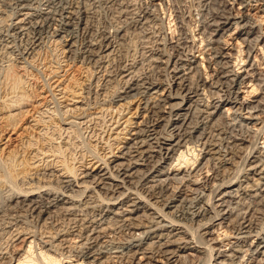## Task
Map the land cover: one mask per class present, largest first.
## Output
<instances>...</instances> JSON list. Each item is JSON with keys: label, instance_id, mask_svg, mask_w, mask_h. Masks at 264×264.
Returning a JSON list of instances; mask_svg holds the SVG:
<instances>
[{"label": "bare ground", "instance_id": "bare-ground-1", "mask_svg": "<svg viewBox=\"0 0 264 264\" xmlns=\"http://www.w3.org/2000/svg\"><path fill=\"white\" fill-rule=\"evenodd\" d=\"M134 1L106 0L110 25L99 31L95 8L81 0H0V125L6 133L19 130L28 116L24 123L34 121L28 128L37 129L36 143L30 131L21 148L0 161V186L12 191L7 206L14 212L26 211L42 226L66 224L41 241L33 231H18L29 235L27 248L9 259L1 255L0 264H64L66 259L69 264H178L190 256L196 258L192 264H264V145L250 140L258 125L264 129V78L254 55L259 45L264 53V32L256 31L258 25L246 16L230 12L232 2L244 8L251 0H229L228 5L226 0H197L205 14L198 33L175 40L153 10L143 8L137 15ZM233 27L238 31L229 38ZM51 28L67 57L64 64L71 62L68 57L74 66L80 62V74L85 75L81 81L73 72L70 86L59 89L62 99L51 92V99L72 104L66 109L58 101L51 106V99L29 82L26 60H33ZM28 39L30 44L20 51L17 45ZM204 41L214 44V50L206 58L193 59L191 51ZM63 58L55 60L56 66L47 63L50 79L43 91L60 87L59 79L69 75L64 67L72 65L62 64ZM247 60L250 67L243 75ZM249 82V94L260 93L255 103L240 97ZM90 98L96 104L110 103L99 113H115L105 130L110 133L99 142L110 156L95 154L79 175V169L66 163L67 151L76 144L67 133L77 124L88 126L100 119L99 113H78ZM229 103L235 108V122L226 129L224 122V128L218 123L226 114L221 107ZM57 132L60 139L57 134L55 138ZM211 165L213 177L202 176ZM206 188L209 193L196 198L194 205L191 195ZM225 227L237 240L222 251L216 243ZM119 230L130 239L107 240ZM47 236L50 240L44 241ZM76 238L81 244L72 245ZM250 252L251 259L244 260Z\"/></svg>", "mask_w": 264, "mask_h": 264}, {"label": "rangeland", "instance_id": "rangeland-1", "mask_svg": "<svg viewBox=\"0 0 264 264\" xmlns=\"http://www.w3.org/2000/svg\"><path fill=\"white\" fill-rule=\"evenodd\" d=\"M81 1H83V2H81V3H84V2H87V5L88 4H91V5H88V7L90 6V7H92L93 6V9L95 8V16H94V18L96 19V20H94V24L96 25V28L99 30V31H101L104 27H109V22H110V20H111V11L109 10V6L107 7L106 6V0H81ZM134 1V0H133ZM138 1V2H137ZM135 0L134 1V3L136 4V6H135V11H136V14L137 15H139V16H141L143 13H142V11L144 10V9H147V10H153V13H156L157 14V16L159 17V19H161V20H159L158 21V23L161 25V24H163V25H161V26H163L162 28L168 33V37L169 38H171V37H179L180 35H183V34H185L187 37H189L188 35H191L192 33H198V31H199V28L198 27H200L199 25V23L202 21V19L204 18V12L203 11H200L201 9H200V7H198L199 5H198V3L196 2L197 0ZM223 1V0H222ZM228 1V2H227ZM183 2H184V4H183ZM224 3H225V1H223ZM232 2V0H230V3ZM262 2H263V0H251V2H249L248 3V5L246 6V7H241V5L239 6V4L238 3H234V2H232L233 3V6H231V4H230V8H231V10H230V12H232L231 14L232 15H234V16H238V15H243V16H246V20H249V22L250 23H254L255 25H258V28H256V31H257V29H260V32H264V2H263V4H262ZM94 3V4H93ZM104 3V4H103ZM226 3H227V5L229 4V0H226ZM142 6H141V5ZM181 4V5H180ZM235 4V5H234ZM137 5H138V7L139 8H136L137 7ZM155 6V7H154ZM89 7V8H90ZM234 7V8H233ZM241 9H240V8ZM144 8V9H143ZM237 8V9H236ZM141 9V10H140ZM158 9V10H157ZM97 10V11H96ZM263 12H262V11ZM139 13V14H138ZM244 13V14H243ZM198 14H200V15H198ZM200 16V17H199ZM247 16H248V18H247ZM162 17V18H161ZM93 18V19H94ZM237 19V21L239 20V18H236ZM245 20V21H246ZM257 20H258V22H257ZM233 21H235V20H233ZM245 21H243V22H241V24H244L245 23ZM252 21V22H251ZM182 22V23H181ZM261 22H262V24H261ZM184 23V24H183ZM260 24V25H259ZM177 26V27H176ZM261 26V27H260ZM101 29V30H100ZM52 30H53V28H51V29H49L48 30V33H46V35H44L43 36V41H42V43L40 44V46H39V49L37 50V53H35V55L33 56V60H32V58H28V60H26V65H27V68L29 69V71H30V74H31V76H30V78L31 79H29V82H30V84H32V86H35V88H36V90H39V91H37V93L39 92L40 94H41V96L42 97H48V99H51V97H50V95H51V92L54 94V95H56L57 96V98L59 97V99H62L60 96L61 95H59L60 93V91H59V89H61V88H63V87H65V86H67V85H69L70 86V84L73 82L72 80H71V78H72V76L74 75V73H75V76L76 77H78V79H81V78H83L85 75H84V73L82 74V75H84V76H82L81 74H80V72H81V67H78V66H80V62H79V64L78 65H75L74 66V60L72 61V58L70 59L69 57H68V59H69V61H71V62H65V64H71L72 66H65L64 67V69L66 68V70L63 72V73H66V72H68V74L69 75H67V76H62L59 80H60V82H59V85L61 84V86L60 87H56L55 89H49L50 90V92L49 91H43L42 90V87L44 88V84H47L49 81V79H50V77H48L49 75H47L48 74V69H47V66L49 65V64H47L48 62L51 64V62H52V64H53V61H54V64L53 65H55L56 66V64L59 62V60H60V58H63V56H64V54H63V51H62V48H61V46H60V43L59 42H57L56 41V39H55V37L53 36V32H52ZM189 30V31H188ZM194 30V31H193ZM238 31V29L237 30H235L234 29V27L227 33V34H229L228 36H229V38L231 37V36H234L235 34H236V32ZM51 32V33H50ZM178 32V33H177ZM95 33L96 32H94V34H92V35H95ZM257 33V32H256ZM179 34V35H178ZM259 34V33H258ZM261 34V33H260ZM51 35V36H50ZM185 35H183V36H185ZM44 37H45V39H44ZM48 37V38H47ZM197 38V40H198V37L199 36H196ZM235 37V36H234ZM45 40V41H44ZM174 40H175V38H174ZM196 40V41H197ZM28 41V42H27ZM23 42V43H22ZM30 42H31V40L29 41V39L28 40H25V41H21L20 43H19V45H17L18 46V48H19V50L21 51L22 49H24V48H26V47H28V44H30ZM231 42L232 43H236V40H231ZM57 44V45H56ZM208 43L206 42V41H204L203 43H201V46H200V44H198V46H197V50H195V48H194V52L193 51H191L192 53H193V55H194V58L193 59H197V58H201V57H204V58H206L207 57V55H209L210 53H212V51L214 50V47L212 46V45H214V44H211V45H207ZM25 46V47H24ZM211 47V48H210ZM244 47V46H243ZM262 46L261 45H259V47L256 49V51H255V53H254V55H257V57H256V60H257V63H261L260 64V70L259 71H261V73H262V75H261V77L262 78H264V53H262V48H261ZM2 48V46H0V49ZM22 48V49H21ZM213 48V49H212ZM4 48H2V50H0V53H1V51L3 52L4 50H3ZM186 51H190L191 50V48H186L185 49ZM199 50V51H198ZM203 50V53L201 54V52L200 51H202ZM197 51V52H196ZM46 52V53H45ZM208 52V53H207ZM71 54H68V56H70ZM245 56V55H244ZM73 57H74V55H73ZM262 57V58H261ZM31 59V60H30ZM246 59V58H245ZM253 59H255V57L253 56V58H252V60ZM55 60H56V62H55ZM63 60H67V57L66 58H63L62 59V62H63ZM77 60V59H76ZM27 61L29 62V63H27ZM77 62V61H76ZM56 63V64H55ZM242 63L243 62H241V64L239 65V66H243L244 65V67L241 69L242 71L241 72H243V75H245V72H244V69H249V67H250V65H248L249 63H248V60L246 61V63L244 64L243 63V65H242ZM2 64H4L3 62H2ZM29 64V65H28ZM47 64V65H46ZM62 64H64V62L62 63ZM64 64V65H65ZM146 64V63H145ZM58 65V64H57ZM147 65V64H146ZM145 67V66H144ZM79 68V69H78ZM78 69V70H77ZM208 70H211V69H208ZM74 72V73H73ZM79 72V73H78ZM80 74V75H79ZM81 76V77H80ZM47 77V79H45ZM64 77H66V78H64ZM35 78V79H34ZM41 78H43V79H45V80H43V79H41ZM93 78V77H92ZM68 79V80H67ZM63 80V81H62ZM83 80H85L84 78H83ZM44 81V82H43ZM48 81V82H47ZM81 81H82V79H81ZM40 82V83H39ZM250 83V82H249ZM249 83H247L246 85H244L242 88H241V95H240V97H242V99H244L243 97H245V99H246V97H247V100H249V101H252V102H256V100H258V99H260V93H259V91L256 93H252V94H249V91L248 90H251V86H252V82L249 84ZM44 85V86H43ZM55 85H56V83L54 84V87H55ZM112 85H115V84H113L112 83ZM247 86V87H246ZM250 87V88H249ZM45 89H46V87H45ZM33 90V89H32ZM32 90H29L30 92L29 93H32ZM35 90V89H34ZM41 90H42V92H41ZM57 90V91H56ZM114 89L112 88L111 89V91L108 93V95H110V96H112L113 95V91ZM49 92V93H48ZM58 92V93H57ZM111 92H112V95H111ZM36 93V94H37ZM33 94V93H32ZM52 94V95H53ZM107 94V93H106ZM49 95V96H48ZM251 95V96H250ZM33 96V95H32ZM38 100H41V97H38L37 98ZM36 99V102H35V104L37 105L38 103H39V101ZM34 100V99H33ZM53 100V101H52ZM55 100V101H54ZM93 100H95V99H93ZM92 100V98H90V99H88V102H89V104H88V102L85 104V105H83L82 107H84V109H82L81 111H79L78 113H80V112H84V113H86V114H91L92 116H96L99 112H100V108H103V106H104V108H108L109 107V105H110V103H107V105H102V104H96L95 103V101H93ZM58 101V100H57ZM56 101V99H54V98H52L51 99V101H50V105L51 106H55V104H53L52 102H56V106L58 105L57 103L59 102V104H60V102H61V104L60 105H62L63 106V108L64 109H66V104L67 105H69V107H73L72 106V104L70 103V102H66L65 100H59L58 102ZM32 102V101H31ZM70 103V104H69ZM134 103H136V99L134 100V102L132 103V105H131V107L133 108L132 109V113L133 112H135V106H136V104H134ZM89 106H88V105ZM93 104V105H92ZM109 104V105H108ZM92 105V106H91ZM97 105V106H96ZM99 105V106H98ZM102 105V106H101ZM95 106V107H94ZM97 107H99V108H97ZM231 107V108H230ZM87 108V109H86ZM90 108V109H89ZM29 109H31V106L29 107ZM60 109H61V112L63 113L64 112V110L61 108V106H60ZM98 109V110H97ZM220 111H222V113H223V115H224V113H226L225 115H224V117H223V121H219V127H222V126H224V127H226V129H228L229 127L231 128V125L235 122L234 121V111H235V108H233V105L231 106V104L229 103V104H224L222 107H221V110ZM95 113L94 115H93V113ZM244 112H246V111H244ZM104 113V114H103ZM112 112H109V111H102L101 113H99V116H100V119H94L93 121H92V123H90L88 126H86V125H83V126H85V127H83V126H79V124H77V125H75L72 129L74 130H72L70 133H67L68 134V137H70V138H68V140L70 141V142H74V143H76L74 146L73 145H69V147H71V148H69V150L67 151V155L65 156L66 158V163H68L69 165H71V166H74L77 170L79 169V175H80V173H82L86 168H88V167H90L89 166V164H85L84 166H83V164L84 163H86L87 161H89L92 157H94V155L95 154H98L99 156H103L104 155V153H107V157H109L110 156V153H108V149H106V151L105 150H103L102 148H101V146H102V143H99L100 142V139L103 141V137L102 136H104V138H105V136H106V138H107V134L108 133H110V132H108V130L107 131H105L108 127H109V124L112 122L111 121V118H112V116L115 114V113H112ZM102 114V115H101ZM246 113H244V115H245ZM59 115V116H58ZM57 116L58 117H64V118H66L67 119V116H63V115H61V114H58ZM61 115V116H60ZM90 115V116H91ZM112 115V116H111ZM247 115V114H246ZM102 116V117H101ZM115 116V115H114ZM130 116H132V114H129L128 115V117H130ZM28 117V116H27ZM27 117H26V119H24V121L25 120H27ZM110 117V118H109ZM226 117V118H225ZM48 118V117H47ZM64 118H61L62 120H66V119H64ZM239 118V117H238ZM104 119V120H103ZM32 120V118H29V121H31ZM47 120H49V118L47 119ZM61 120V121H62ZM99 120V121H98ZM108 120H110V121H108ZM227 120V121H226ZM0 121H2V120H0ZM24 121H22V123L21 124H23V127L21 128V129H17V130H15V131H10L9 133H6V132H3L2 131V127H1V125H0V132L3 134L2 135V141L0 142V161H2L3 160V157H5L6 155H9V154H12V153H15V151L16 150H19L20 148H21V142H22V140H27V139H29V137H28V135L30 134V131L33 133L32 134V137H35L36 135H37V129H34V130H32L31 128L29 129L28 128V126L29 125H31V124H35L34 123V121H31L32 123L31 124H27V123H24ZM102 121V122H101ZM123 121V120H122ZM236 121H238V119L236 120ZM57 123H59L58 122V120L56 121ZM63 122V121H62ZM97 122V123H96ZM106 122V123H105ZM222 122H224V124L226 125H228V126H225ZM226 122V123H225ZM1 123H3V125L5 124L4 122H1ZM103 123H105V124H103ZM94 124V125H93ZM223 124V125H222ZM100 125V126H99ZM107 125H108V127H107ZM220 125H222V126H220ZM91 126V127H90ZM250 126H252V124H250ZM260 126L261 125H258L257 126V128H255L256 130H254L252 133H250V140L251 141H255L256 142V140H257V142H258V144L260 145V146H262V145H264V129L263 130H261V131H263L262 133H261V131L260 130H258V128H260ZM87 127V128H86ZM97 128V129H94V128ZM104 127V128H103ZM224 127H222V128H224ZM27 128V129H26ZM98 128H100V129H98ZM229 128V129H230ZM88 129V130H87ZM95 130H97V131H95ZM104 130V131H103ZM51 131V130H50ZM49 131V132H50ZM83 131V132H82ZM100 131V132H99ZM102 131L103 132H106V133H102ZM209 132H211V130H208ZM1 133H0V135H1ZM91 133V134H90ZM97 133H99V134H97ZM212 134H216L217 132L215 131V130H213L212 132H211ZM210 133V134H211ZM56 134H57V138L58 137H60V135H59V132H57V133H55V138H56ZM70 134V135H69ZM77 134V135H76ZM104 134V135H103ZM106 134V135H105ZM211 134V135H212ZM261 134V135H260ZM34 135V136H33ZM59 135V136H58ZM99 135V136H98ZM122 135H124V134H122ZM91 136H93L92 138H91ZM37 137V136H36ZM36 137L34 138V140H33V142L34 143H36L37 141V139H36ZM98 138H99V140H98ZM1 139V138H0ZM58 139H60V138H58ZM63 138H61V140H62ZM71 139V140H70ZM95 139H97V140H95ZM60 140V141H61ZM56 141H58V140H56ZM60 141H58V142H60ZM77 141V142H76ZM98 143V145H97V143ZM64 144V143H63ZM96 144V145H95ZM76 145H77V147H76ZM36 147V146H35ZM74 148V149H73ZM98 149H100V150H98ZM91 150V151H90ZM94 153H93V152ZM118 152V149H116L115 150V152ZM245 151H247V150H245ZM245 151H243V153H239L241 156H243L244 155V153H245ZM26 152L27 153H23V154H25L24 156H28L29 154L28 153H30V151L29 150H26ZM101 152H104V153H102V155L100 154ZM84 153V154H83ZM89 156H88V155ZM91 154L93 155V156H91ZM108 154H109V156H108ZM97 155V156H98ZM85 158V159H84ZM86 158H88V159H86ZM83 159V160H82ZM57 160V159H56ZM85 160V161H84ZM68 161V162H67ZM83 161V162H82ZM203 161H205V160H203ZM237 161H240L239 160V158L237 159ZM29 162V161H28ZM31 162V161H30ZM214 164V163H213ZM213 166V167H212ZM31 168V167H30ZM40 168V167H39ZM212 168H214V165H211L210 166V169L211 170H209V171H206V170H204V174L202 175V176H206V177H208V176H210V177H213L212 176V174H213V169ZM36 169L37 168H34V169H32L31 171L32 172H34V171H36ZM30 170V169H29ZM209 174V175H208ZM208 175V176H207ZM16 183V185H19L18 184V182H15ZM19 187V186H18ZM9 187H6V186H4V187H1L0 186V210L2 209V211H1V213H0V249H3V250H0V256L2 255H5V257H6V259H9L11 256V254L12 253H14L15 251H17V252H22V249H25V248H27V245H28V242L26 241V240H28V238H29V235H27V234H22V235H20L19 233H17L18 231L20 232V231H23V232H31L32 233V231H33V235H35V237H37L36 238V240L38 241H41L43 238H41V237H44L45 235H47L49 232L51 233H53V231H55L56 229L55 228H58V230H59V228L60 229H62V228H64L65 227V223L63 222H57V223H55L56 225H53V224H46V225H40V224H38V223H35L36 221L35 220H33L32 218H30L29 216H28V212H26V211H23V210H21L20 212L18 211V213L17 212H14L12 209H10V208H8V206H7V198H8V196H9V194H11V192H10V189H8ZM208 188V187H207ZM207 188H206V190H202L201 189V191L199 190V191H195L196 193H193V195H191V197L190 198H193V196H194V198H193V200L192 201H194V205H196L197 204V201L204 195V194H207V193H209V190H207ZM16 190V189H15ZM13 191H14V189H13ZM10 192V193H9ZM201 192V193H200ZM203 192V193H202ZM205 192V193H204ZM198 193V194H197ZM202 195V196H201ZM196 196V197H195ZM199 197V198H198ZM219 197V196H218ZM217 197V198H218ZM198 200H197V199ZM197 200V201H196ZM203 200H206L205 198L203 199ZM3 212V213H2ZM26 213H27V215H26ZM24 216H27L26 218H24ZM258 216V215H257ZM28 217H29V219H31V221L29 222V220H28ZM23 219V220H22ZM26 219V220H25ZM32 220H33V222H32ZM35 221V222H34ZM19 222V223H18ZM14 223H16V224H14ZM28 223V224H27ZM30 223V224H29ZM63 224H65V225H63ZM263 224V223H262ZM261 223L258 225V229L259 230H261V225H262ZM53 225V226H52ZM25 226V228H23ZM36 226V227H35ZM7 227V228H6ZM20 227V229H18ZM22 227V228H21ZM27 227V228H26ZM17 228V229H16ZM30 230H29V229ZM23 229V230H22ZM226 229V227L225 228H222V229H220L219 231H218V234H220V237L218 238V240L220 241V243H216V248H219L220 247V250H227V249H229L230 247H231V245L237 240V238L236 237H232V236H229V234H226L225 233V230ZM35 230V231H34ZM10 231V232H9ZM16 231V232H15ZM119 231H120V233H119ZM118 231V233H111L109 236H107L106 238H107V240H109V241H114V242H116V243H120V242H126V240H129L130 239V237H129V235H126L127 233L126 232H124V231H121V230H119ZM13 232V233H12ZM259 232H261V231H259ZM12 233V234H11ZM49 233V234H50ZM125 233V234H124ZM17 234V235H16ZM43 234V235H42ZM13 235V236H12ZM20 235V236H19ZM31 235V234H30ZM228 235V236H227ZM236 234H234V236H235ZM137 236H139L138 234H137ZM40 238V239H39ZM127 238V239H126ZM111 239V240H110ZM48 240H50V238L47 236V237H45L44 238V241H48ZM251 240H253V244H256L257 243V241H258V239L257 238H253V239H251ZM81 241H80V238H76V239H74L73 241H71V243H72V245H75V244H81L80 243ZM264 245V243L262 244V246ZM4 251V252H3ZM7 252V253H6ZM11 252V253H10ZM195 253V254H194ZM192 252V254H194V256H196L197 255V253L196 252ZM114 255L116 254V253H113ZM9 255V256H8ZM256 256V255H255ZM140 257V256H139ZM249 257H250V259H251V257H252V252H250V253H248L246 256H245V258H244V260H248L249 259ZM261 256H259V258H260ZM194 258V259H193ZM258 258V259H259ZM190 259L191 260H189L188 262H185V263H178V264H192L193 262H196V258L195 257H192V256H190ZM149 260V259H148ZM148 260H146V262L148 261ZM157 260H159V259H157ZM65 261H67L66 263H64V264H69V262L71 261V260H65ZM64 261V262H65ZM150 262V261H149ZM151 263H153V264H160L159 262H157V261H151ZM253 264H258L257 262H254Z\"/></svg>", "mask_w": 264, "mask_h": 264}]
</instances>
